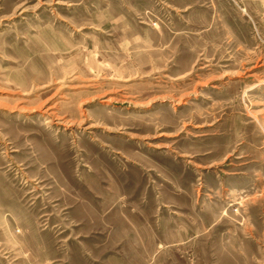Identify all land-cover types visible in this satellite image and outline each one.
<instances>
[{"label": "rangeland", "instance_id": "1", "mask_svg": "<svg viewBox=\"0 0 264 264\" xmlns=\"http://www.w3.org/2000/svg\"><path fill=\"white\" fill-rule=\"evenodd\" d=\"M0 264H264V0H0Z\"/></svg>", "mask_w": 264, "mask_h": 264}]
</instances>
